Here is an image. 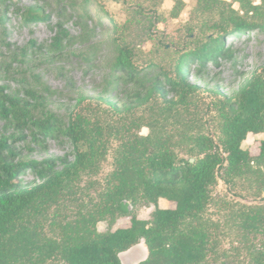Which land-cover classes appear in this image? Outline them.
<instances>
[{"label":"trees","instance_id":"1","mask_svg":"<svg viewBox=\"0 0 264 264\" xmlns=\"http://www.w3.org/2000/svg\"><path fill=\"white\" fill-rule=\"evenodd\" d=\"M117 1L127 12L124 23L103 6L94 9L115 33L129 29L128 36L116 39L114 80L141 84L146 92L144 97L136 95L138 107L158 106L156 116L165 114L180 126L204 111L199 105L206 104L200 99L201 87L190 80L192 64H198V73L204 72L208 64L229 57L228 35L264 30V0H237L239 10L227 0H196L190 21L174 32L157 29L163 0ZM177 5L179 0L172 9L174 15L179 13ZM23 15L28 21L46 18L38 5ZM139 38L142 41L136 43ZM146 40L153 42L147 52L142 48ZM149 73L155 76L144 86L142 79ZM26 92L34 97L32 91ZM30 107L0 85V118L17 132L0 137V264H122L120 253L142 239L148 256L138 264H208L211 230L202 213L218 178L227 182L250 173L254 164L264 165V138L257 155L243 147L248 134L264 132L263 70L254 72L234 94L207 105V113L219 126V139L204 132L186 133L196 149L190 157L176 154L172 135L137 133L145 116L119 125L113 171L97 203L86 207L82 202L73 216H66L62 223L51 222L50 228L46 220L52 207L60 199L77 200L74 188L82 177L98 173L110 134L91 115L86 97L77 100L67 122L49 112L44 117L33 116ZM149 109L147 120L154 108ZM27 131L36 141L63 135L72 151L24 161L16 140L24 139ZM27 173L33 174L31 181L24 180ZM160 199L175 205L163 208ZM140 202L154 206L148 219L130 209ZM245 213L243 228L264 236V208L252 207ZM126 216L129 226L112 229L118 217ZM101 221H107L109 229L99 231ZM255 251L260 264L263 252Z\"/></svg>","mask_w":264,"mask_h":264},{"label":"rangeland","instance_id":"2","mask_svg":"<svg viewBox=\"0 0 264 264\" xmlns=\"http://www.w3.org/2000/svg\"><path fill=\"white\" fill-rule=\"evenodd\" d=\"M227 1L236 10L240 9L237 0ZM195 3L196 0H179V13L174 15L172 9L176 0H163L160 7L162 18L157 23V29L160 32H174L188 23ZM35 5L44 8L46 18L28 21L23 12ZM98 5L114 14L118 22L126 21L127 12L121 1L117 0H0V85L5 86L9 95L31 105V115L44 117L49 112L64 122L68 121L77 100L86 97L91 103V115L110 134L108 151L98 173L82 177L74 188L77 200L60 199L52 207L46 220L50 228L51 222L62 223L66 216H73L82 202L86 207L97 203L113 171L114 155L119 146V125L125 121L129 123L130 118L145 116L146 123L140 129L136 128L137 133L158 137L172 135L176 154L190 157L196 149L186 138V133L204 132L215 140L219 139V126L211 120L207 105L223 95L234 94L254 72L264 70V30H253L236 37L228 35L225 48L229 57L220 58L217 64H208L204 72L198 73L196 63L192 64L190 70L191 82L202 89L200 99L206 104L200 102L204 106H199L204 111H198L193 120L180 126L165 114L156 116L158 106L151 105L154 108L152 118L147 120L152 112L149 105L138 107L136 104V95L144 97L146 88L138 83L114 80L118 53L116 39L117 36H128L129 29L115 33L107 19L95 12ZM57 40L60 42L56 43ZM141 41V38L136 39V43ZM152 46L153 42L146 40L142 48L147 52ZM154 76L149 73L146 79L143 78L144 86ZM26 91H32L34 97H30ZM171 96L170 93L168 97ZM148 122L153 126L149 127ZM13 133H17L13 126L0 118V137ZM262 138L264 132L250 133L243 147L249 149L252 155H257ZM16 141L24 161H41L72 151L71 142L63 135L56 139L36 141L27 131L24 139ZM32 179V173L24 175L25 181ZM159 205L167 208L174 207L175 203L162 199ZM252 207L264 208V165L254 164L250 173L227 182L223 177L218 178L211 200L202 213V219L210 223L211 230L208 264H258L255 250L263 252L264 256V236L254 235L242 226L245 212ZM153 209V205L142 202L132 206V210L142 219H148ZM129 224V217H118L112 229ZM97 228L105 231L109 229V224L101 221ZM147 256V246L140 243L122 253V261L123 264H138ZM260 264H264V257Z\"/></svg>","mask_w":264,"mask_h":264},{"label":"water","instance_id":"3","mask_svg":"<svg viewBox=\"0 0 264 264\" xmlns=\"http://www.w3.org/2000/svg\"><path fill=\"white\" fill-rule=\"evenodd\" d=\"M130 209H132V206H130ZM140 243H145L144 239H142V241H141ZM140 243H139V244H140ZM139 244H137V245H139ZM137 245H135L134 247H136ZM134 247H132V248H134ZM132 248H130V249H132ZM130 249H129V250H130ZM127 251H128V250H127ZM127 251H125V252H127ZM122 253H124V252H122ZM122 253H120L119 257H120L121 262H122V264H123V261H122ZM146 258H147V257H146ZM146 258H145V259H146ZM145 259H143V260H145ZM143 260H142V261H143ZM139 263H140V262H139Z\"/></svg>","mask_w":264,"mask_h":264},{"label":"crops","instance_id":"4","mask_svg":"<svg viewBox=\"0 0 264 264\" xmlns=\"http://www.w3.org/2000/svg\"><path fill=\"white\" fill-rule=\"evenodd\" d=\"M162 199H160V201H161Z\"/></svg>","mask_w":264,"mask_h":264}]
</instances>
